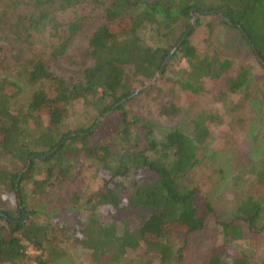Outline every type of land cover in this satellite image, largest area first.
<instances>
[{
	"label": "trees",
	"instance_id": "1",
	"mask_svg": "<svg viewBox=\"0 0 264 264\" xmlns=\"http://www.w3.org/2000/svg\"><path fill=\"white\" fill-rule=\"evenodd\" d=\"M44 2L48 8L57 2L60 7L70 4V0H35L25 7L33 10ZM20 6L23 4L17 0H0V154L20 164L17 172L0 171L2 194L12 206L11 210H0V264H74L59 248L70 241L89 252L91 264H126V251L139 245L151 252L158 264L181 263L188 237L203 230L205 222L215 216L198 186L185 183L197 163V148L208 138L206 122L213 117L199 113L190 123V133L174 126L156 139L151 122L124 108L136 97L129 83L149 81L158 71L162 75L177 55L188 64L187 75L177 84L180 91L192 95L190 102L203 92L204 79L221 78L230 65L228 61L213 56L199 59L187 45L186 38L193 30L189 20L194 13L223 18V24L239 31L262 63L264 0H104V23L64 56L63 65L69 71H58L50 59L33 49L34 33L48 10L40 9L37 17L30 15L25 21ZM178 25L184 29L182 35L165 47L144 44L137 36L145 26L164 36ZM172 49L175 52L160 69ZM245 82L246 71L242 70L226 84L236 92ZM154 89L161 91L153 84L141 93L149 97ZM77 102L94 108L98 116L90 126L60 132L69 106ZM166 103H158L159 116H176L179 108ZM112 113L116 119L107 141L100 125ZM38 120L44 123L43 130L29 137L27 124ZM113 142L117 144L115 150L111 149ZM82 160L99 165L96 172L101 180L85 199L86 220L69 231L57 222H35L31 218L34 211L25 210L22 184L30 182V192L42 195L46 188L73 181L72 173L80 171ZM39 170L42 172L33 178ZM143 172L157 179L124 189L130 175L139 181ZM254 178L251 191L256 192L257 187L258 194L264 195V169ZM97 207L110 216L125 215L122 225L98 220L94 214ZM263 212L264 205L248 196L229 221L217 222L221 241L210 250L204 264H261L251 253L237 251L233 245L260 241ZM128 216L142 220L131 228ZM170 238L178 241L177 249L172 248ZM28 248L39 254L30 257Z\"/></svg>",
	"mask_w": 264,
	"mask_h": 264
},
{
	"label": "rangeland",
	"instance_id": "2",
	"mask_svg": "<svg viewBox=\"0 0 264 264\" xmlns=\"http://www.w3.org/2000/svg\"><path fill=\"white\" fill-rule=\"evenodd\" d=\"M23 4L19 13L28 20L30 15L37 17L40 9L48 10L47 17L42 20L37 33L33 37V49L50 59L57 70L69 71L63 63L64 56L83 42V37L97 26L103 24L102 12L104 0H70V4L60 7L42 3L33 10L25 7L33 4L35 0H17ZM197 21L191 25L192 20ZM189 23L193 30L187 36V45L194 49L198 58L215 57L217 60L230 63L218 81L204 79L201 82L203 92L193 101V97L179 89L177 81L188 73V64L178 55L170 59L162 75L155 74L149 81H130L129 89L136 93V97L124 105V108L152 123L153 135L161 139L167 129L179 126L186 133L191 132V121L199 113L213 117L206 122L208 128L207 140L197 148V163L192 169L185 183L198 186L203 197L209 200L214 217L205 222L203 230L191 234L185 244L182 261L179 264H204L210 250L219 245L221 241V228L217 222L229 221L238 204L246 197L252 196L264 205V195L252 192L255 173L264 169V61L260 63L253 55L250 47L240 36L239 31L223 24V19L216 14L194 13ZM195 23V22H194ZM114 25V24H113ZM182 26H175L171 32L164 36L156 35L149 26L137 32V36L144 44L165 47L182 35ZM261 39V36H260ZM242 70L246 71V82L236 92H231L226 84L229 78H234ZM155 84L156 90L146 97L141 91ZM168 101V102H167ZM173 103L179 108V113L174 117H162L158 114V103ZM166 103V104H167ZM98 116L94 108L77 102L69 106L66 116L59 126V131L72 130L79 127L90 126ZM116 113L103 118L100 129L106 134L108 141L113 135L112 123ZM99 121V119H98ZM44 123L38 120L29 123L26 132L29 137L39 134ZM115 150L116 142L111 144ZM116 157L114 153L113 158ZM42 169V168H41ZM99 165L94 161H80V171L73 172V181L56 184L46 188L42 195L30 192V182L22 184L25 210L34 211L31 217L38 223H56L64 226L69 231L73 226L84 222L88 212L83 209L86 197L101 185V180L96 171ZM17 172L18 164L9 155L0 154V171ZM42 171L35 172L37 178ZM136 181L130 175L124 185L125 190L133 186H141L157 179L155 175H147ZM3 186L0 185V210H11L8 196L2 194ZM7 197V199H6ZM77 197V199H75ZM98 220L104 223H115L121 226L122 214L110 216L100 208L94 209ZM32 216V215H31ZM129 217V216H128ZM131 228L141 222L129 217ZM264 222V212L259 224ZM260 241L253 239L252 243H235L233 248L244 253H251L253 258L264 264V233ZM169 243L173 249L178 248V241L170 238ZM64 256L74 264H91L89 252L81 248L77 242H68L59 246ZM26 253L30 257L39 254L32 248ZM126 264H158L151 252H146L143 245L135 250L125 253ZM31 264V263H28Z\"/></svg>",
	"mask_w": 264,
	"mask_h": 264
},
{
	"label": "water",
	"instance_id": "3",
	"mask_svg": "<svg viewBox=\"0 0 264 264\" xmlns=\"http://www.w3.org/2000/svg\"><path fill=\"white\" fill-rule=\"evenodd\" d=\"M223 19V18H222ZM194 22H195V19H193L192 20V23H191V25H193L194 24ZM186 34L187 33H185L183 36H182V38L180 39V41H179V43L177 44V46L180 44V42L185 38V36H186ZM176 46V47H177ZM175 52V49H172L169 53H168V55H167V57L164 59V61L162 62V64H161V66H160V69L169 61V59H170V57L172 56V54ZM159 72V71H158ZM158 72H157V74H158ZM153 80H155V77L153 78Z\"/></svg>",
	"mask_w": 264,
	"mask_h": 264
}]
</instances>
